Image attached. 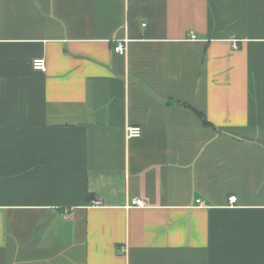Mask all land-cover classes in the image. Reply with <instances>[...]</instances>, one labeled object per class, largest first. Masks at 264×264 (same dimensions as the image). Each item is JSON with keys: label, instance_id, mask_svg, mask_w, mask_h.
Instances as JSON below:
<instances>
[{"label": "crops", "instance_id": "0c3cea01", "mask_svg": "<svg viewBox=\"0 0 264 264\" xmlns=\"http://www.w3.org/2000/svg\"><path fill=\"white\" fill-rule=\"evenodd\" d=\"M0 264H264V0H0Z\"/></svg>", "mask_w": 264, "mask_h": 264}, {"label": "built area", "instance_id": "2783aa9c", "mask_svg": "<svg viewBox=\"0 0 264 264\" xmlns=\"http://www.w3.org/2000/svg\"><path fill=\"white\" fill-rule=\"evenodd\" d=\"M115 51L120 55H126L127 54L126 43L119 41L115 47ZM32 67L34 70L46 71L47 69L46 60L44 58H36L32 61ZM141 136H142L141 127H138V126L127 127V137L128 138H140ZM229 201H230V205H233L237 201V198L235 196L231 197ZM198 203H200V201H198ZM130 205L143 208V207H146L147 204L145 203L144 200L137 198V199H133Z\"/></svg>", "mask_w": 264, "mask_h": 264}, {"label": "trees", "instance_id": "16d2710c", "mask_svg": "<svg viewBox=\"0 0 264 264\" xmlns=\"http://www.w3.org/2000/svg\"><path fill=\"white\" fill-rule=\"evenodd\" d=\"M199 115L201 116V119H202L203 124H204L205 126L215 128V126H214L212 123H210V122L208 121V119H207L203 114L199 113Z\"/></svg>", "mask_w": 264, "mask_h": 264}]
</instances>
